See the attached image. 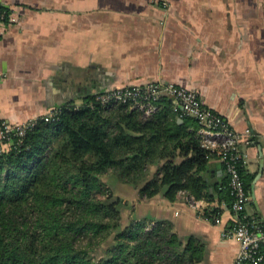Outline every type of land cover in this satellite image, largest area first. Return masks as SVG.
Here are the masks:
<instances>
[{
  "label": "crops",
  "instance_id": "0c3cea01",
  "mask_svg": "<svg viewBox=\"0 0 264 264\" xmlns=\"http://www.w3.org/2000/svg\"><path fill=\"white\" fill-rule=\"evenodd\" d=\"M0 4L11 18L0 25V123L18 125L80 106L88 95L119 86L163 82L195 90L235 131H251L252 143L242 144L246 213L264 232V0ZM208 165L207 180L227 182L219 157ZM214 194L209 205L218 208L219 224L192 208L183 193L175 202L163 194L153 198L156 220L172 222L180 237L202 246L203 259L195 264H234L240 243L222 232L236 216Z\"/></svg>",
  "mask_w": 264,
  "mask_h": 264
},
{
  "label": "trees",
  "instance_id": "16d2710c",
  "mask_svg": "<svg viewBox=\"0 0 264 264\" xmlns=\"http://www.w3.org/2000/svg\"><path fill=\"white\" fill-rule=\"evenodd\" d=\"M92 96L13 137L0 154V264L201 261L200 244L180 237L168 220L139 219L134 206L140 201L127 202L128 191L117 184L133 187L128 190L136 197L163 194L170 202L181 193L212 201L216 192L231 208L229 177L222 186L206 178L217 155L201 145L198 121L182 117L179 123L167 97L143 120L124 106L91 108ZM203 211L213 221L218 208Z\"/></svg>",
  "mask_w": 264,
  "mask_h": 264
},
{
  "label": "built area",
  "instance_id": "2783aa9c",
  "mask_svg": "<svg viewBox=\"0 0 264 264\" xmlns=\"http://www.w3.org/2000/svg\"><path fill=\"white\" fill-rule=\"evenodd\" d=\"M9 10L0 4V25L10 21ZM173 100L174 112L182 117H192L199 123L197 134L201 145L211 153H215L224 163L229 177V187L233 196L231 209L236 216L230 229L222 232L225 239H236L240 243V249L234 264H264V232L257 221L246 213L248 191L246 183L241 175L240 166L243 163L242 144H251V131L244 133L235 131L229 121L221 114L208 107L200 95L174 83L152 82L146 85H125L107 91L94 93L89 102L91 108L100 106L113 110L124 106L137 111L142 117L149 119L159 109L163 98ZM81 106V105H80ZM80 106H75L76 109ZM60 111L58 109L36 119H31L22 124L11 125L0 123V154L13 142V137H23L27 130L35 127L40 120L49 122L54 120ZM189 205L197 211L204 213L203 209L209 205L193 197H186ZM215 222L219 224L221 219L217 217Z\"/></svg>",
  "mask_w": 264,
  "mask_h": 264
},
{
  "label": "rangeland",
  "instance_id": "374dc122",
  "mask_svg": "<svg viewBox=\"0 0 264 264\" xmlns=\"http://www.w3.org/2000/svg\"><path fill=\"white\" fill-rule=\"evenodd\" d=\"M136 85V84H135ZM143 120H145L146 118L141 117ZM104 180H106L104 178ZM112 184L114 185V180L112 179ZM131 190V189H130ZM128 191V192H127ZM133 192L136 193V191L132 190ZM126 194L124 195L125 199L128 200L127 202L130 203H141L139 206H134L135 209V214L138 216V218L140 219L141 217L145 216V215H155L156 217V203L153 202L152 199H145L143 197H139V196H135L133 192L129 191L128 189H126ZM137 199V200H136ZM133 212V211H132Z\"/></svg>",
  "mask_w": 264,
  "mask_h": 264
}]
</instances>
